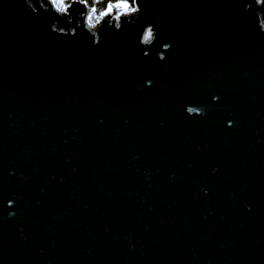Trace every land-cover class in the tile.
<instances>
[{
	"label": "water",
	"instance_id": "water-1",
	"mask_svg": "<svg viewBox=\"0 0 264 264\" xmlns=\"http://www.w3.org/2000/svg\"><path fill=\"white\" fill-rule=\"evenodd\" d=\"M139 3L0 0V264H264V7Z\"/></svg>",
	"mask_w": 264,
	"mask_h": 264
},
{
	"label": "clouds",
	"instance_id": "clouds-1",
	"mask_svg": "<svg viewBox=\"0 0 264 264\" xmlns=\"http://www.w3.org/2000/svg\"><path fill=\"white\" fill-rule=\"evenodd\" d=\"M26 3L33 12H36L32 6V0H26ZM255 3L258 7H264V0H255ZM48 4L51 6L52 11L58 16L68 18V22L72 23V17L70 14V9L79 4L85 9V12L80 14V17L83 21L84 29L94 37V46L98 45L100 42V37L98 35L99 29L103 27V24L107 21L114 23L116 30L122 28V21L124 19L138 16L142 12L139 0H48ZM43 7V5H42ZM259 17V26L260 30L264 31V12L257 13ZM56 25H53V31H56ZM61 33L64 32V29H59ZM72 34H75V29H72ZM157 38V32L155 25H147L141 35L140 43L142 46H151ZM165 50L170 49V44L163 45ZM148 53L146 52L145 55ZM164 53L159 54V59H165ZM147 84L150 86L151 81H148ZM218 97H214L213 100H218ZM186 112L189 115L197 114L203 115L204 110L200 107L195 106H186ZM229 126L232 125V122L229 121ZM13 202L9 201V206H12ZM11 215V214H10Z\"/></svg>",
	"mask_w": 264,
	"mask_h": 264
}]
</instances>
